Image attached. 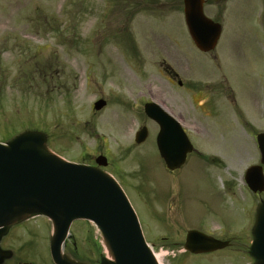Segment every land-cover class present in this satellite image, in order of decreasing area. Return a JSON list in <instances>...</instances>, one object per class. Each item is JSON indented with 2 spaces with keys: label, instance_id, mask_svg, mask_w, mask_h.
Instances as JSON below:
<instances>
[{
  "label": "rangeland",
  "instance_id": "374dc122",
  "mask_svg": "<svg viewBox=\"0 0 264 264\" xmlns=\"http://www.w3.org/2000/svg\"><path fill=\"white\" fill-rule=\"evenodd\" d=\"M205 4L204 13L222 25L211 52L216 60L192 46L182 0H0V142L31 129L43 132L45 146L70 161L106 153L160 264L253 262L245 246L203 256L182 248L187 226L226 223L216 183L247 205L238 193L245 192V169L259 162L254 135L264 131V0ZM175 74L183 87L172 80ZM188 78L199 88L202 80H210V87L221 81L236 104L222 98L197 108L186 92ZM98 98L106 104L93 111ZM143 101L161 105L186 124L202 115L217 118L224 144L212 148V141L204 142L219 158L216 164L203 169L190 157L168 172L156 150L158 127L144 115ZM143 125L147 137L134 146ZM188 136L195 142L193 132ZM34 220L28 225L33 246L17 253L41 264L47 247L39 230L49 223ZM84 227L98 253L108 255L89 223L76 222L73 232ZM15 254L0 264H12Z\"/></svg>",
  "mask_w": 264,
  "mask_h": 264
},
{
  "label": "water",
  "instance_id": "95a60500",
  "mask_svg": "<svg viewBox=\"0 0 264 264\" xmlns=\"http://www.w3.org/2000/svg\"><path fill=\"white\" fill-rule=\"evenodd\" d=\"M203 0H183L184 15L190 36L202 51L215 46L220 26L202 12ZM105 105L94 103V110ZM147 116L160 126L157 145L160 156L169 170L179 168L186 153L191 151L186 136L178 123L157 105H145ZM146 137L143 127L135 137L141 142ZM261 165L246 170L245 181L253 192L264 189V133L257 135ZM105 165L103 156L96 159ZM47 216L53 225L50 245L55 264H78L61 255V243L72 221H91L100 232L110 254L99 264H157L146 244L137 217L118 184L98 168L74 164L53 154L45 146L40 132H24L0 143V238L9 226L29 215ZM227 242L216 241L202 233L190 231L184 249L205 253L223 248ZM252 254L255 264H264V204L258 211ZM8 253L0 251V258Z\"/></svg>",
  "mask_w": 264,
  "mask_h": 264
},
{
  "label": "flooded vegetation",
  "instance_id": "af4514ba",
  "mask_svg": "<svg viewBox=\"0 0 264 264\" xmlns=\"http://www.w3.org/2000/svg\"><path fill=\"white\" fill-rule=\"evenodd\" d=\"M198 52L207 54L210 56L213 60H216L218 56L215 54H212L211 52H201L198 49H196ZM177 80V74L172 77V80ZM220 80V79H219ZM188 84L186 87V92L188 97L190 98V101L199 109L207 108L208 104L212 101H221L223 99H228L229 102H232L236 104L234 97L232 98L233 92L232 89L229 86L224 85L221 81L218 82L217 85H214L213 87L209 86L210 80H202L203 84L199 87L192 86L191 82L192 80L188 78ZM177 84L181 85V81L177 80ZM196 98V99H195ZM196 100V101H195ZM260 111L264 112V102L260 104ZM217 120V121H216ZM188 132H193L194 137L196 138L195 142L193 140L190 141L193 145V150L187 155V159L192 157L194 158L193 161L195 162H201L203 164V169H206L209 164H216L217 162V156L213 155V152L211 153V148H206L204 145L205 141H212L214 144L212 148H216L220 146L221 144H224L225 141L224 137L222 136L223 130L221 129V124L217 118H206L204 115L202 117H199L198 120L195 118L192 119V121L187 124ZM264 132V131H263ZM216 133H218V143H216ZM256 135V133H255ZM254 135V138H255ZM211 136L210 139H208ZM199 137H207V139H202ZM198 141H202L203 146L198 145ZM139 145V144H136ZM135 146V144H134ZM97 154H103L106 155V153L99 151ZM96 154V155H97ZM95 156L91 155L90 157H83V160L85 162L95 164L94 162ZM109 173L112 174L110 169H112L111 163L108 161V164L104 167ZM174 172V171H173ZM225 184V183H224ZM230 184V183H229ZM242 188L245 190V192L238 193V196H241L244 199L245 197L248 200L247 205L241 204L240 200H237V196H235V193L226 192V190L222 186L221 188L217 185L218 195H217V201L218 204H224L225 207H227V212L225 211V215L227 216V221L225 224L209 227L208 226H187L186 231L189 229H197L199 231H202L206 234L212 235L215 238L222 239V240H228L229 244L226 248L231 249H238L241 246L248 245L251 242V226L253 224V218H254V211L257 206V204L263 199L262 196L264 194V191L262 193H254L249 190L247 185L242 181ZM234 185H236L234 183ZM230 189V188H228ZM242 191V189H240ZM226 196L229 198L227 199ZM245 196V197H244ZM232 198L234 200H232ZM215 203V202H214ZM40 219H43V217H38ZM45 219V218H44ZM34 219L27 220L25 222H22L21 224L14 226L8 233L5 235L1 241L0 246L4 249H12L15 254V260L12 264H23V263H30L32 264L31 258L26 257L25 253H20L17 251L20 248H27L29 246H33V239L32 234L34 233L33 230H31V227L28 226ZM35 221V220H34ZM235 222V224H233ZM75 223V222H74ZM74 223L71 224L69 232L67 234V237L65 238L63 244H62V253L69 257L72 260L76 261H83L88 263H95L96 258L98 256V250L95 246L96 242L93 237H91L90 230L84 227V229H81L80 231L73 232ZM204 227V228H203ZM40 237L43 239V242H46L47 247V253L45 254V260L46 262H43L40 260L41 264H54L50 257L49 252V244L51 239V229L46 228L45 230H39ZM22 241L20 246L19 242ZM84 245V248L82 247ZM82 247V248H81ZM20 253V254H19Z\"/></svg>",
  "mask_w": 264,
  "mask_h": 264
},
{
  "label": "bare ground",
  "instance_id": "6f19581e",
  "mask_svg": "<svg viewBox=\"0 0 264 264\" xmlns=\"http://www.w3.org/2000/svg\"><path fill=\"white\" fill-rule=\"evenodd\" d=\"M104 167H105V166H104ZM104 167L101 169V171L104 172L105 174H107L108 171H107ZM107 175H108V174H107ZM184 235H185V234H184ZM105 246H106V245H105ZM105 248H106V250H107V247H105ZM107 254H108V257H110V254H109L108 250H107ZM155 258H156L157 264H160V261H159V259L157 258V256H155Z\"/></svg>",
  "mask_w": 264,
  "mask_h": 264
}]
</instances>
